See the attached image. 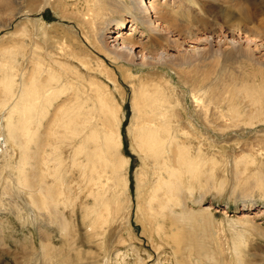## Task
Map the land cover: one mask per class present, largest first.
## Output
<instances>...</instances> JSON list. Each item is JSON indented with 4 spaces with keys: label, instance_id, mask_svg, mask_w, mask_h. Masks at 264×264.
<instances>
[{
    "label": "rangeland",
    "instance_id": "374dc122",
    "mask_svg": "<svg viewBox=\"0 0 264 264\" xmlns=\"http://www.w3.org/2000/svg\"><path fill=\"white\" fill-rule=\"evenodd\" d=\"M71 1L78 3L79 8L82 5V0ZM242 2L195 0L207 23L193 26V22L186 23L187 17L182 14L167 15L170 26L165 20H154L161 34L158 42L150 46L154 38L150 39L146 24L142 25L141 19V22H134L135 30H131V35L140 46L137 45L135 52L145 44L148 47L143 53L152 57V61H142L137 56L133 57V62L125 59L120 64L103 51L97 54L95 46L88 42L79 41L82 39L79 29L72 19L60 13L59 0H55L56 9L50 6L30 9L26 0H0V65L5 66L0 67V95L5 92L3 75L7 61L16 57L18 67L22 66L21 54L27 34L38 33L35 39L40 43L37 51L42 53L43 62L40 63L43 67L46 64L55 69V56L61 58L59 45L62 44L63 50L66 46L79 47L91 61L82 68L73 60L82 74L77 84L86 87L76 91L75 85L66 86L57 102L77 92L75 96L84 99V107L91 111L89 126L95 130H100L102 124L96 104L115 111L116 121L120 122L119 152L128 163L124 172L129 183L127 208L115 217V222L93 234L82 212V203H91L86 200V194L92 187L77 198L75 187L85 186L81 171L77 166L72 167L69 142L56 140L57 134L67 126L49 125L44 131L46 121L54 113L51 109V116L46 117L40 130L41 135L35 139L43 141L40 156L55 161L56 156L61 155L62 165L51 164L47 170L53 172L61 167L62 187L70 198H77V202L65 208L67 230L61 232L56 224L45 219L46 209H33L25 191L11 197L0 195V264H264V32L256 31L262 35L259 39L238 28V7ZM253 5L257 8L253 15L264 19V0L254 1ZM123 15L127 22L118 29L130 33L131 16ZM179 29L184 33L176 46L171 40L177 38ZM116 31L117 27L112 24L104 31L103 46L115 42L111 41ZM9 49L15 53L13 56L6 53ZM85 73L88 76H83ZM16 75L18 86L20 72ZM244 93L248 95L246 98ZM160 96L165 98L159 107H165L166 116L177 115L174 118L181 129L178 138L192 159L181 168V204L173 206L167 217L159 218L156 223L143 220L135 207V172L140 171L141 163L139 154L133 150L130 130L138 125L152 124L150 115L155 114L154 104ZM247 98L254 102L255 98L259 100L252 104ZM145 100L155 101L151 106L145 105ZM257 111L262 115L256 119ZM232 112L240 114L231 118ZM61 114L58 113L59 118L64 117ZM53 127H57L56 133L49 139L48 132ZM11 154L0 135V167ZM35 165L27 166L26 170H37ZM48 173L43 183L53 185L50 188L55 191L58 182H62ZM11 176L14 179L13 174ZM10 201L17 204L18 212ZM32 211L40 214L36 221ZM43 231L48 234L46 258L41 251L46 240L44 236L42 239ZM173 234L176 235L173 237Z\"/></svg>",
    "mask_w": 264,
    "mask_h": 264
},
{
    "label": "bare ground",
    "instance_id": "6f19581e",
    "mask_svg": "<svg viewBox=\"0 0 264 264\" xmlns=\"http://www.w3.org/2000/svg\"><path fill=\"white\" fill-rule=\"evenodd\" d=\"M59 1L61 3L60 13L63 17L67 16V18L72 19L77 25L82 37L79 41L82 42L84 40L88 42L92 47L95 46L94 51H97V54H102L100 52L103 51L107 57L114 58L120 64L124 63L125 59L133 62V57L137 56L142 61H152V57L146 56L143 53L146 47H148L145 44L142 45V49L135 52V48H138L139 44L133 41L134 38L131 35V30H135L134 24L138 20L140 21V19L143 20L142 22L140 21L142 25L146 24L145 30L148 32L150 39L154 38V41L149 46L154 42L157 43L158 35L161 34L160 29L155 28L154 20L164 22V20L166 21V16L169 14H182L184 17H187L186 23L193 22L191 24L193 26H197L201 22L207 23V20H204V12L200 10L195 0H163V3H159V0H148L146 3L144 0H82L80 8L77 7L78 3L76 4L71 0ZM254 1L262 2V0H243L239 5L238 28H241L247 35L261 39L262 35L256 31L260 30L264 32V19L256 18L257 14V16L253 15L255 14V10H257L254 5L252 6ZM26 2L30 9L45 8L47 6L56 9L57 7V5H54L55 0H26ZM123 13L131 16L130 22H133V25H130V33L121 31L123 29H118L126 21ZM116 17L118 18L116 19ZM196 19L197 21H195ZM166 23L170 26V23L167 21ZM111 24L117 27L116 36L111 41L115 42L111 46H103V39H105L104 31ZM180 29L176 32L177 38H172L171 40L176 46L179 44L178 38L184 33ZM34 34H27L26 42L23 45V53L21 54L22 66L18 67L16 57H12L5 64L6 72L3 75L6 79V83L4 84L5 92L0 95V135L3 138L4 146L11 150L12 154L9 156L6 164L0 167V195L11 197L19 193V191L21 192V190L25 191L33 209H46L45 213L47 217L45 219L56 224L61 232H66L67 228L65 227L63 215L65 208L69 206L73 207L79 195H82V192L90 186L92 189L87 192L86 200H91V203L82 201V212H84L85 220L89 223L91 231H93V234H96L95 230L101 231L103 228L105 229L107 224L115 222L117 219L115 217H118L119 214L121 215L127 208V202H129L128 197H126L129 183L124 172L128 163L122 159V155L119 152L121 136L120 132H118V124L120 122L118 119L116 121L114 110L96 104L98 117L102 121L100 125L101 129L95 130L92 128L93 126L90 127L91 111L89 110V113L88 108L84 107V99H79L75 96L77 92L73 93V96L68 97L66 100H62L60 103L57 102L59 101L58 98L62 89L66 86L72 87L75 85L76 91L84 90L86 85L77 84L79 76H82V74L77 65L73 63V60L77 61L82 68H86L87 63L91 62L89 55L84 51L82 52L79 47L68 48L66 46L65 50H63L61 44L58 46L61 58L55 56L56 59L53 60L50 54H47L49 59L53 60V64L56 66L55 69H51L46 64L44 68L42 63H40V61L43 62L41 58L42 53L37 51L40 43L35 37L38 33ZM117 41L120 44H117ZM6 53L15 54L10 49ZM33 63L36 66L35 68ZM0 67L5 66L0 65ZM17 72H20L18 86L15 80ZM86 75L88 76L87 73L83 76ZM246 96L248 95L245 94V98ZM98 100H96V103ZM249 100L252 104H257V100L259 99L255 98L256 103L252 98ZM65 101H68V107L64 104ZM154 101L148 102V100H145L144 103L145 105L150 104L152 106ZM156 101L158 103L154 104L153 109L155 110V114L150 115L152 117V124L147 123L138 125V127L133 126L135 128L132 131L130 130V133L133 134V138H131L133 139L131 140L133 150L139 154L141 163L140 171L135 172V198L137 200L135 207H137L138 214L143 220L158 223L159 218L164 219L167 217L173 206L181 204V175L183 171L181 168L183 165L188 164L192 158L189 156L188 150L184 146L185 144L183 145V142L180 143L178 138L177 133L181 129L176 125L178 120H175L174 116L177 117V115L173 113L170 116H166L165 107H159L161 102L165 101L164 97L160 96ZM51 109L54 112L52 116L49 115ZM58 113H62L61 115L64 117L59 118ZM257 113L259 114L254 116L256 119L262 115L259 111ZM239 114L232 112L230 116L231 118H235ZM48 115L51 117L49 121H46L45 125L44 121ZM43 125H45L44 131H46L49 125H56L58 127L67 126L66 129L57 134L56 140L66 144L69 142V145L72 147V167L77 166L81 171V177L85 186L75 183L77 185L75 188L78 191L77 198H70L69 193L66 194L67 192L62 187L63 180L60 166L52 170L53 172L47 170L51 167V164L54 166L62 165V160H59L61 155H57L55 161L53 158L40 156L43 141H36L35 137L41 135L40 130ZM56 128L53 127L48 132L49 139L56 133ZM75 141L78 142L75 143ZM89 146L92 147L91 151H89ZM58 151L61 153L60 149ZM49 162L52 163L47 164ZM31 165L36 166V172L26 170V167ZM98 168L104 170H96ZM45 173H48V175L52 173L54 179L62 182V184L58 182L59 188L56 187L55 191L50 188L53 185L47 186L46 183L44 185ZM12 174L14 179L11 176ZM262 190L264 192V186H262ZM10 204L17 211V204L12 201H10ZM20 213L21 211L18 214L19 218L22 217ZM31 214H34V221L40 217V214L37 212L32 211ZM156 229L159 231V226H156ZM175 235L173 234V237ZM43 236L46 240L43 242L45 246L41 251L42 255L46 258L48 256L46 251L48 234L44 232L42 239ZM49 259H51V256Z\"/></svg>",
    "mask_w": 264,
    "mask_h": 264
}]
</instances>
